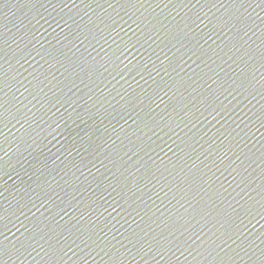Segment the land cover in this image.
<instances>
[{
  "label": "water",
  "instance_id": "1",
  "mask_svg": "<svg viewBox=\"0 0 264 264\" xmlns=\"http://www.w3.org/2000/svg\"><path fill=\"white\" fill-rule=\"evenodd\" d=\"M262 52L259 0H0V264H261Z\"/></svg>",
  "mask_w": 264,
  "mask_h": 264
},
{
  "label": "snow or ice",
  "instance_id": "2",
  "mask_svg": "<svg viewBox=\"0 0 264 264\" xmlns=\"http://www.w3.org/2000/svg\"><path fill=\"white\" fill-rule=\"evenodd\" d=\"M245 0H240V3H244ZM259 3L261 5H264V0H259ZM233 18L235 19H239L238 17H235V14L233 13ZM262 56H264V52L261 53ZM210 96L211 94H209L208 96H205L203 98V100L201 101L202 104H205L207 107H212V102H210ZM0 107H3V104L0 103ZM207 107L205 108V110H207ZM199 110V109H198ZM213 111H216L215 108H213ZM159 123L160 122H157V126H159ZM165 126H171L170 123L166 124ZM178 126V125H177ZM260 210H261V213L264 214V198H262V202L260 203ZM191 219H195V215H192L190 214V217L189 218H185V217H180L176 220H174L172 223H173V226L177 225V224H186L189 222V220ZM173 233H170V235H172ZM137 234L134 233V236H136ZM90 238V237H88ZM154 240L157 244H160V245H163V246H167V243L169 242V237L168 236H163L162 234L158 233L156 237H154ZM207 243V242H205ZM57 251V255H59V253L62 251V249H58L56 250ZM205 253H208V248L207 247H203L202 246V249L200 250L199 254L201 256H204L205 259H207V255H205ZM209 255L211 253H208ZM261 264H264V251L261 252ZM228 255H225L224 257H220V256H217L215 257V259L219 260V261H222L223 259H225ZM62 259V257H60Z\"/></svg>",
  "mask_w": 264,
  "mask_h": 264
}]
</instances>
